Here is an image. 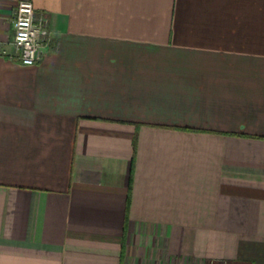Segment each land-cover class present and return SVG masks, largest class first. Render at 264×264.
Instances as JSON below:
<instances>
[{"label":"crops","instance_id":"obj_1","mask_svg":"<svg viewBox=\"0 0 264 264\" xmlns=\"http://www.w3.org/2000/svg\"><path fill=\"white\" fill-rule=\"evenodd\" d=\"M0 1V264H264V0Z\"/></svg>","mask_w":264,"mask_h":264},{"label":"built area","instance_id":"obj_2","mask_svg":"<svg viewBox=\"0 0 264 264\" xmlns=\"http://www.w3.org/2000/svg\"><path fill=\"white\" fill-rule=\"evenodd\" d=\"M1 1V0H0ZM12 44L23 65H34L51 45L47 15L37 13L31 0H20L12 19Z\"/></svg>","mask_w":264,"mask_h":264}]
</instances>
